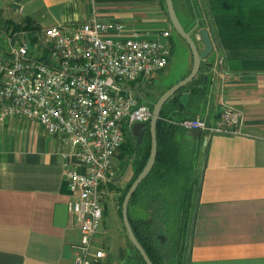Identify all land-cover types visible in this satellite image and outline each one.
Masks as SVG:
<instances>
[{
    "label": "crops",
    "instance_id": "0c3cea01",
    "mask_svg": "<svg viewBox=\"0 0 264 264\" xmlns=\"http://www.w3.org/2000/svg\"><path fill=\"white\" fill-rule=\"evenodd\" d=\"M194 2L205 26L194 36L205 29L212 44L201 72L208 78L206 101L195 108L196 117L214 125L221 111L230 108L241 114L242 127L238 135L201 132L196 161L200 192L188 264H264V0ZM157 4L0 0V22L35 33L95 17L155 34L164 24ZM180 18L188 22L182 13ZM7 26L0 32L10 33L3 31ZM4 41L1 37L0 51ZM192 64L187 46L183 77ZM64 150L60 137L36 123L11 118L0 126V264H72L80 232L67 209L69 192L59 155ZM132 206L140 210L131 205V215ZM110 213L113 226L101 230L106 257L100 261L122 264L128 249L121 239L113 243L115 208Z\"/></svg>",
    "mask_w": 264,
    "mask_h": 264
},
{
    "label": "built area",
    "instance_id": "2783aa9c",
    "mask_svg": "<svg viewBox=\"0 0 264 264\" xmlns=\"http://www.w3.org/2000/svg\"><path fill=\"white\" fill-rule=\"evenodd\" d=\"M170 36V29L150 34L94 17L46 27L36 41L15 40L10 51H0V126L11 118L33 122L65 146L59 155L67 209L80 232L72 264L106 257L98 239L104 222L102 188L114 178V159L127 133L150 121L152 108L138 84L168 66ZM194 40L202 41L200 33ZM178 125L238 135L242 116L225 108L214 125L201 117Z\"/></svg>",
    "mask_w": 264,
    "mask_h": 264
},
{
    "label": "trees",
    "instance_id": "16d2710c",
    "mask_svg": "<svg viewBox=\"0 0 264 264\" xmlns=\"http://www.w3.org/2000/svg\"><path fill=\"white\" fill-rule=\"evenodd\" d=\"M162 1L166 11L165 0ZM180 1L181 4L179 0H173V4L184 29L191 31L195 25H198L196 30L205 28L198 20L194 0ZM181 13L188 22L182 21ZM170 42L173 50L172 38ZM204 66L205 62L202 61L196 77L164 104L156 125L157 156L154 166L132 195L128 206V218L134 235L152 264L189 263L200 192L196 161L201 136L192 137L189 131L178 125V122L195 118L199 114L195 108L205 104L208 78L201 73ZM184 94L190 96L186 107L179 102ZM148 124L149 122L146 123L140 139L128 134L119 149L122 155L132 158L130 179L118 202L120 218L123 198L144 168L150 154L151 139ZM134 204L145 211L147 216L133 217L130 206ZM127 246L128 252L122 264H145L128 238Z\"/></svg>",
    "mask_w": 264,
    "mask_h": 264
},
{
    "label": "rangeland",
    "instance_id": "374dc122",
    "mask_svg": "<svg viewBox=\"0 0 264 264\" xmlns=\"http://www.w3.org/2000/svg\"><path fill=\"white\" fill-rule=\"evenodd\" d=\"M158 4L156 6L157 11L160 15H163L164 24L161 26V30L170 29L171 38L173 41L175 40L176 44L173 48V52L171 55V62L170 64L160 73H158L153 79H151L147 84L143 85L139 83L138 85L141 86L140 90L142 95L144 96L146 102L148 103H155L157 99L161 96V94L167 89V87L171 84L176 83L179 81L185 74V57L187 53V46L185 42L176 34L173 30L168 17L166 16V11L163 7L164 1L157 0ZM7 26V23L0 22V27ZM21 26V25H20ZM165 26V27H164ZM40 29V28H39ZM45 29L41 28L39 31L33 33L34 31L26 30L23 28L14 29V27H4L5 32L10 33H1L0 38L3 37L5 39L3 49L5 52L10 51L11 44L15 43L16 41H20L21 39H31V41H36V35L40 34V32ZM194 36V32L192 33ZM32 37V38H31ZM11 40V41H10ZM172 46V45H171ZM143 85V86H142ZM208 123V122H207ZM209 124V123H208ZM210 125V124H209ZM205 133H209L205 131ZM126 141V138H125ZM131 157L124 156L121 152L117 153V156L114 159V178L111 182L107 183L103 188V205H104V212L106 214L105 209H107V214L104 215V222L102 228L106 227L110 230L112 229V215L110 213V209L115 208V237H112L113 243H118V239H121L123 243L127 245V238L125 234V230L122 224V220L119 214V198L122 195L129 179H130V164H131ZM131 212L133 217H146V212L143 210H135L134 207H131ZM106 216V217H105ZM106 219V222H105ZM101 234V233H100ZM118 236V237H117ZM99 241L102 243L104 248V240L99 236ZM128 247V246H127ZM105 250V249H103ZM106 252V251H105ZM97 264H105V260L98 262Z\"/></svg>",
    "mask_w": 264,
    "mask_h": 264
},
{
    "label": "water",
    "instance_id": "95a60500",
    "mask_svg": "<svg viewBox=\"0 0 264 264\" xmlns=\"http://www.w3.org/2000/svg\"><path fill=\"white\" fill-rule=\"evenodd\" d=\"M165 6H166L167 17L173 30L186 43V45L188 46L191 52L193 64L190 72L181 80H179L175 84L171 85L167 90H165L155 103L151 104L147 102L152 108L151 118L148 124L150 139H151L150 154L144 168L130 185L121 204V220L125 233L127 235L128 240L133 245V247L138 251L145 264H152V262L150 261L148 255L146 254V252L138 242L136 236L134 235V232L132 230L128 218V206L132 195L135 193L138 186L147 177L152 167L154 166L157 156L156 125L164 104L173 95H175L179 90H181L186 85H188L196 77V75L200 71L202 61H204L212 52V44L208 36V33L205 29L200 30V36L202 41L200 43H196V41L192 36V33L197 29L198 25H195V27L191 31H186L177 16V13L174 8L173 0H165ZM144 101L146 102L145 99ZM189 101H190V96L188 94L182 95L179 99V102L183 107H186ZM145 128H146L145 123L135 124L131 129L132 136L135 138H141ZM189 133L194 138H200L201 136V131L199 130L189 131Z\"/></svg>",
    "mask_w": 264,
    "mask_h": 264
},
{
    "label": "flooded vegetation",
    "instance_id": "af4514ba",
    "mask_svg": "<svg viewBox=\"0 0 264 264\" xmlns=\"http://www.w3.org/2000/svg\"><path fill=\"white\" fill-rule=\"evenodd\" d=\"M140 139V138H139Z\"/></svg>",
    "mask_w": 264,
    "mask_h": 264
}]
</instances>
